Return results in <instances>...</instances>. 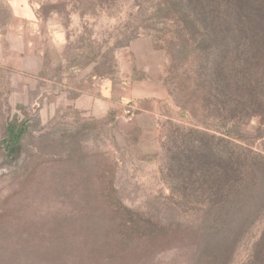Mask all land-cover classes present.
Listing matches in <instances>:
<instances>
[{
  "label": "rangeland",
  "instance_id": "obj_1",
  "mask_svg": "<svg viewBox=\"0 0 264 264\" xmlns=\"http://www.w3.org/2000/svg\"><path fill=\"white\" fill-rule=\"evenodd\" d=\"M157 4L0 0V264H264V116L239 80L252 62L231 45L222 67L192 12L181 35ZM172 126L203 139L205 165L226 153L204 184L222 190L214 208L173 205ZM118 204L165 234L136 241Z\"/></svg>",
  "mask_w": 264,
  "mask_h": 264
},
{
  "label": "trees",
  "instance_id": "obj_2",
  "mask_svg": "<svg viewBox=\"0 0 264 264\" xmlns=\"http://www.w3.org/2000/svg\"><path fill=\"white\" fill-rule=\"evenodd\" d=\"M157 7L160 12L168 16V20L174 24V28L180 32H184L187 28V14L192 12L195 17V23L202 25L203 30H209L217 42H221L222 54L221 64L228 65L229 56L227 49L234 45L239 50L237 55L241 54L252 62L249 70L244 72L239 79L242 84L248 85L249 102L253 106L249 108V114L264 116V53L259 49H255V53H251V33L253 19L261 20L260 13L253 12L250 0H157ZM241 5V6H240ZM253 27V26H252ZM178 33V32H177ZM200 35V33H198ZM201 36V35H200ZM216 42V41H215ZM256 46H259L258 44ZM256 48V47H255ZM250 50V51H249ZM242 57V58H243ZM245 61V62H247ZM220 68V66H219ZM249 68V67H248ZM226 79V78H225ZM252 80V81H251ZM251 82H255L251 86ZM230 82L225 80V89H230ZM261 86H260V85ZM240 85V86H241ZM228 91V90H227ZM255 91V92H254ZM251 99V101H250ZM173 132L168 137L169 142L163 146L164 168L162 171L167 184L171 190L170 198L177 210L187 208L193 202H196L201 209L205 211L208 207L214 208L219 204V200L223 197L222 190H213L214 186L209 189L204 188V184L208 182L213 175L208 171H222L227 160L226 153L220 147L207 149L212 153L213 159L221 163L204 164L205 149L201 144L202 138L192 137L181 127L172 126ZM10 137L13 144L20 143L21 135L15 132V127L9 129ZM205 135L204 133H202ZM214 136H212L213 138ZM222 154V155H221ZM222 166V167H221ZM167 167V169H166ZM221 167V168H220ZM227 168V166L225 167ZM224 168V170H225ZM216 198V199H215ZM215 199V200H214ZM210 202V204H209ZM117 209V210H116ZM116 211L125 210L123 219L128 222L119 224L122 228L130 232H136V241H141L153 236L165 234L162 230V223L154 217L145 218V216L129 209L120 204L116 205ZM111 210L109 214H111ZM129 224V225H128ZM217 223H214L216 225ZM133 225V227H130ZM132 235V234H130Z\"/></svg>",
  "mask_w": 264,
  "mask_h": 264
}]
</instances>
